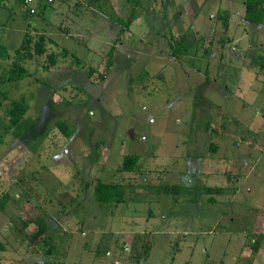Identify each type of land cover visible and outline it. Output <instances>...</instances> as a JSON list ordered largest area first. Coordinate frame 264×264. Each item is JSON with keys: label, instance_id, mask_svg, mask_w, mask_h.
Wrapping results in <instances>:
<instances>
[{"label": "rangeland", "instance_id": "1", "mask_svg": "<svg viewBox=\"0 0 264 264\" xmlns=\"http://www.w3.org/2000/svg\"><path fill=\"white\" fill-rule=\"evenodd\" d=\"M102 1H55L35 25L91 76L36 57L20 87L1 88L32 95L33 124L0 145V198L11 194L0 264H264V71L252 62L264 57V23L244 20L245 0H141L122 29L114 18L133 2ZM58 117L68 140L51 131ZM127 153L140 154L134 171L118 168ZM97 178L122 184L125 200L96 202ZM13 214L43 215L46 234L31 242L36 224Z\"/></svg>", "mask_w": 264, "mask_h": 264}, {"label": "trees", "instance_id": "2", "mask_svg": "<svg viewBox=\"0 0 264 264\" xmlns=\"http://www.w3.org/2000/svg\"><path fill=\"white\" fill-rule=\"evenodd\" d=\"M24 9L26 17H32L35 15H42L45 17L43 9L49 6L48 4L42 5L40 9L35 13H31L26 7L23 0H20ZM133 2L134 9L130 12L128 18L123 16H117L114 18L124 28H129L135 19V7L141 4V0H129ZM95 5L101 7L102 0H92ZM79 4V2H78ZM222 20V24L225 30L230 28V12L228 10H221L218 13ZM243 18L246 22L254 24L264 23V0H245ZM44 20V19H43ZM46 20V18H45ZM173 41V40H172ZM171 41V42H172ZM175 47V46H174ZM10 47L5 44H0V115L1 111H5L6 120L0 124V145H3L8 137L19 139L23 136L33 124V120L28 116V110L30 109V101L32 95H15L9 94L6 90L1 89L5 84H12L11 88L20 87L21 82L31 75L28 67L26 66L29 61H33L36 57H44L43 60H38L40 66L45 70H51L57 67L62 62H73L78 68L87 67L88 76H91L94 72V67L88 65L86 58L81 57L72 48L60 43L53 39L46 32H39L34 24H30L23 36V39L18 47L15 49H9ZM115 50V44L112 45L108 51L107 59V73L111 70L114 60L113 52ZM177 49H174L176 53ZM253 64L257 65L260 70L264 71V57L254 55L252 57ZM2 64V65H1ZM107 73H103L100 77L102 79L107 77ZM2 120V117L1 119ZM53 129L61 134L65 140L70 139L74 135L73 127L62 117H58L54 120ZM64 140V141H65ZM212 150H217V146L213 145ZM140 154L127 153L124 155L122 162L119 165L121 171H134L139 168ZM166 191L178 192L182 190V186L178 184H166L163 186ZM94 199L99 204L109 203H121L126 198V191L122 184L117 182H107L100 178H97L94 188ZM11 199L10 192L5 193L0 198V209L9 212L7 203ZM12 218L21 227H27L30 221L36 224L34 232L30 234V240L38 241L47 232L48 223L43 215L38 214L30 220H23L22 218L12 215ZM3 247L2 244H0ZM45 264H53L51 262H45Z\"/></svg>", "mask_w": 264, "mask_h": 264}, {"label": "crops", "instance_id": "3", "mask_svg": "<svg viewBox=\"0 0 264 264\" xmlns=\"http://www.w3.org/2000/svg\"><path fill=\"white\" fill-rule=\"evenodd\" d=\"M58 1V0H56ZM48 10L43 9L44 13ZM24 17V18H22ZM22 18V23H17ZM25 18L28 19L26 23ZM42 15L26 17L25 9L20 0H0V44L8 45L16 36H23L30 24L36 25L38 21L43 20ZM27 25V26H26Z\"/></svg>", "mask_w": 264, "mask_h": 264}, {"label": "built area", "instance_id": "4", "mask_svg": "<svg viewBox=\"0 0 264 264\" xmlns=\"http://www.w3.org/2000/svg\"><path fill=\"white\" fill-rule=\"evenodd\" d=\"M56 0H23L25 7L31 12L36 13L42 5H51Z\"/></svg>", "mask_w": 264, "mask_h": 264}]
</instances>
